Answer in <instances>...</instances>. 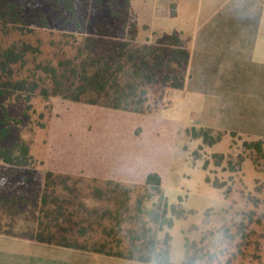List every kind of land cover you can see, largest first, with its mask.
<instances>
[{
	"label": "trees",
	"instance_id": "obj_1",
	"mask_svg": "<svg viewBox=\"0 0 264 264\" xmlns=\"http://www.w3.org/2000/svg\"><path fill=\"white\" fill-rule=\"evenodd\" d=\"M113 1L53 0L58 27L52 26L50 15L35 10L28 15L23 7L19 28L22 10L17 2L3 1L0 100L24 101L31 108L40 98L51 111L53 101L61 100L158 116L168 91L185 89L191 53L177 32L140 43L132 0H119L120 9ZM40 31L47 33V46L37 38ZM8 121L22 124L11 117ZM15 127L3 122L0 128V166L13 170L0 173V235L141 264H174L170 231L175 219H186L188 213L182 199L170 204L159 174H150L144 185L130 186L47 172L36 183L33 176L45 161L34 155L31 141L12 138ZM188 134L207 147L226 136L204 128ZM244 149L237 163L230 158L229 171L242 173L251 152L256 170L264 173V140L246 141ZM213 158L219 167L226 161L221 154ZM213 185L225 186L218 181ZM209 213L205 227L212 223ZM21 215L34 227L17 231ZM197 230L193 227L186 235L183 264H217L216 253L191 241L190 233Z\"/></svg>",
	"mask_w": 264,
	"mask_h": 264
},
{
	"label": "crops",
	"instance_id": "obj_2",
	"mask_svg": "<svg viewBox=\"0 0 264 264\" xmlns=\"http://www.w3.org/2000/svg\"><path fill=\"white\" fill-rule=\"evenodd\" d=\"M176 7L178 23L154 34L181 35L191 53L185 89L169 90L155 117L54 100L42 179L51 172L134 186L155 173L168 196L178 146L193 128L264 140V0H177ZM24 261L141 264L0 235V264Z\"/></svg>",
	"mask_w": 264,
	"mask_h": 264
},
{
	"label": "rangeland",
	"instance_id": "obj_3",
	"mask_svg": "<svg viewBox=\"0 0 264 264\" xmlns=\"http://www.w3.org/2000/svg\"><path fill=\"white\" fill-rule=\"evenodd\" d=\"M3 1L17 2L18 9L22 10L18 28L23 24V7L28 15L33 10L50 15L53 19L52 26L58 27V23L54 21L56 15L52 13L53 0H0V4ZM176 3L177 0H132L139 41L154 43L158 38L155 31L169 30L178 23L172 20L177 13ZM112 4L117 9L122 7L119 0H114ZM122 34L123 31L117 33L118 36ZM37 38L45 46L48 45L47 33L40 31ZM11 40H14L13 37ZM32 105L30 108L24 101L0 100V128L3 122L16 126L13 128L12 138L31 141L34 155L43 159L47 151L54 110L51 111V106L40 98L34 99ZM8 117L22 121V124L9 122ZM225 137L221 143L211 148L205 146L201 139L197 143L191 136L178 146L167 197L171 205L180 204L182 199V208L188 215L186 219H175V226L170 231L173 238L171 255L174 264L184 262L185 238L193 227L198 230L190 233L191 241H196L199 248L202 246L205 251L216 253L220 257L217 264H264V173L256 170L251 159L255 155L249 152L242 173L232 174L228 165L230 158L237 163L238 156L244 154V142L252 140L239 136ZM215 154L226 156V161L220 167L213 158ZM39 170L33 176L36 183L44 180L39 175ZM8 171L13 170L0 166V173ZM25 172L28 174V171ZM27 174L23 173L22 178ZM215 181L225 184L224 189L214 187ZM208 211L212 223L210 227H205ZM24 219L23 215L18 218L17 231L34 227L33 223H27ZM212 232L215 235L210 238ZM203 241L204 244L201 243ZM24 264L34 263L24 261Z\"/></svg>",
	"mask_w": 264,
	"mask_h": 264
}]
</instances>
